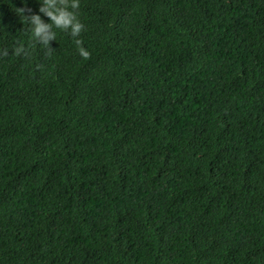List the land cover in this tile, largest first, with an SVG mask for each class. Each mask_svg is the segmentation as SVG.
Here are the masks:
<instances>
[{
  "label": "trees",
  "instance_id": "16d2710c",
  "mask_svg": "<svg viewBox=\"0 0 264 264\" xmlns=\"http://www.w3.org/2000/svg\"><path fill=\"white\" fill-rule=\"evenodd\" d=\"M39 7L0 0V264H264V0H79L49 47Z\"/></svg>",
  "mask_w": 264,
  "mask_h": 264
},
{
  "label": "clouds",
  "instance_id": "9594fccd",
  "mask_svg": "<svg viewBox=\"0 0 264 264\" xmlns=\"http://www.w3.org/2000/svg\"><path fill=\"white\" fill-rule=\"evenodd\" d=\"M40 7L38 13H34L28 17L30 26V35L35 43L48 46L49 40H56V33L53 28L67 31L72 37H78L83 30L84 25L78 18L77 9L79 0H38ZM23 11V9H21ZM39 13H43L49 18V22H44ZM76 44L80 41L77 39ZM81 57L86 58L88 51L84 47L77 49ZM14 53L17 55L26 54L22 46L16 47ZM3 54H7L6 52Z\"/></svg>",
  "mask_w": 264,
  "mask_h": 264
}]
</instances>
